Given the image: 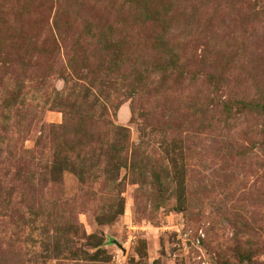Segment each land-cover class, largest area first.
<instances>
[{
  "label": "rangeland",
  "instance_id": "rangeland-1",
  "mask_svg": "<svg viewBox=\"0 0 264 264\" xmlns=\"http://www.w3.org/2000/svg\"><path fill=\"white\" fill-rule=\"evenodd\" d=\"M0 264H264V0H0Z\"/></svg>",
  "mask_w": 264,
  "mask_h": 264
}]
</instances>
